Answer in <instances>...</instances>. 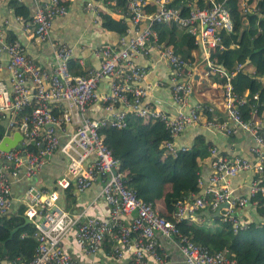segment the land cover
Segmentation results:
<instances>
[{
	"label": "built area",
	"instance_id": "obj_1",
	"mask_svg": "<svg viewBox=\"0 0 264 264\" xmlns=\"http://www.w3.org/2000/svg\"><path fill=\"white\" fill-rule=\"evenodd\" d=\"M9 1V0H4ZM19 3L23 0H11ZM110 5L121 17L133 24L132 35L118 38L115 46L102 45L93 54L99 60L96 68L85 66L82 58L75 59L83 74H71L67 68L72 58L70 46L55 43L51 51L52 62L44 68L26 55L24 45L18 39L6 38L0 25V56L4 51L8 85L0 80V119L3 124L0 140L18 132L20 141L7 151L0 150V216L10 206L11 182L19 176L27 179L36 177L54 151L65 158L62 174L54 181L52 189L28 187L23 194L24 216L33 224V238L36 248L32 258L24 263L19 257L0 258V264H82L61 246L69 238L90 261L83 264H102L94 260L105 236L114 242L109 257L114 260L128 258L130 264H166V253L155 235L159 234L174 244L183 264H241L224 251H211L208 247L192 242L180 231L177 224L185 219L201 220L196 212H214L232 230L244 226L242 211L247 205H255V196L262 198L264 206V127L263 116H255L254 109L243 118L240 105L245 102L244 93L236 96L231 92L229 79L243 69L236 63L231 70L217 67L209 55H205L204 77L224 78L222 103L224 120L207 118L211 112L208 104L195 102L186 106V97L191 91L187 79L195 71L187 68L186 59L176 52L172 45L157 38L153 25L175 24L184 29L191 38L194 48L207 53L212 49H223L220 31H231L232 22L225 7L226 0H210V6L198 7L192 2L186 4L185 13L169 5L170 0H101ZM257 1L240 0L243 13H252L264 18V7L259 10ZM154 9L145 11V6ZM86 12L96 8L88 1L83 5ZM66 13L64 0H43L35 2L31 15V29L23 27L26 38L34 43L47 39L52 20ZM17 22L22 17L15 15ZM142 22L141 28L135 27ZM7 23V21H4ZM157 52L161 60L172 69L170 93L178 106L175 112H165L150 106L146 97L150 86L142 84L146 70L133 64L137 55ZM0 57V68H1ZM253 74L254 72L250 70ZM264 80V72L257 76ZM102 78L108 79L106 92L97 91ZM253 99L256 94H253ZM100 104L106 116L91 117L88 112L93 105ZM184 107H186L184 109ZM27 114L19 116L24 109ZM128 114L143 120H155L167 131L168 139L163 142L165 152L174 156L188 147L176 145L174 140L188 125L200 124L212 132L232 134L239 131L250 138L247 159L237 155L220 153L214 146L208 148L210 170L207 183L198 195L191 194L190 200L175 202L169 217L160 216L150 203L137 197L123 181V172L118 161L103 143V128L121 129L126 125ZM63 139V140H61ZM31 144L36 149L30 150ZM239 173H250L245 193L236 192L230 180ZM101 184L98 200L105 207L104 215L88 212L90 205L80 211L69 212L58 204L61 191L72 189L80 194L94 182ZM200 184V179H197ZM225 204V206H222ZM254 215V211L251 213ZM24 233L20 234L22 237ZM164 247V246H163Z\"/></svg>",
	"mask_w": 264,
	"mask_h": 264
},
{
	"label": "trees",
	"instance_id": "obj_2",
	"mask_svg": "<svg viewBox=\"0 0 264 264\" xmlns=\"http://www.w3.org/2000/svg\"><path fill=\"white\" fill-rule=\"evenodd\" d=\"M194 2L198 7L210 6V0H170L169 5L179 8L184 14L186 4ZM219 1V0H213ZM253 1V0H248ZM240 0H226L225 7L229 12L232 22L231 31H220L223 49L218 54V48L210 50L209 58L215 65L224 70H231L236 63H242L243 69L229 79L231 92L236 96L245 95V102L240 105L243 118L249 116V111L254 109V115L264 118V80H259L258 75L264 72V18L256 12L243 13L239 6ZM15 15L26 17L25 6L14 1H7ZM257 7L262 10L264 0L257 1ZM123 6L119 0L117 7ZM152 6H145V11H151ZM101 27L123 36L130 23L128 18L113 19L109 14L100 15ZM158 40L172 45L174 50L184 54L183 46L187 43L193 47L187 32L175 24L156 23L153 25ZM74 59L67 63L71 74H83L79 68H74ZM252 70L254 73L250 72ZM212 80L222 84L225 79L212 76ZM253 94L256 98L253 99ZM29 108H24L19 116L27 114ZM210 118V112L204 113ZM3 114L0 119L5 120ZM212 119V118H211ZM126 125L121 129L103 128V143L110 150L112 157L123 172V181L127 188L134 191L137 197L150 203L151 207L163 217H168L173 210L175 202L187 201L191 194L198 195V161L208 156V148L204 142L196 141L193 146L185 151H178L174 156L165 152L163 142L168 139L167 131L159 121L143 120L128 114L125 118ZM3 124L0 123V134ZM264 136V127L262 129ZM198 140V139H197ZM30 150L36 148L28 145ZM260 183L264 184V176ZM53 188V187H52ZM70 196V190H65ZM164 205L161 213L155 206L156 201ZM253 206L254 217H242L244 226L232 230L229 224L222 222L219 216L201 218V220H182L177 226L192 242L208 247L211 251H224L228 256L236 259L241 264H264V206L262 198L255 196ZM22 206L8 216L0 217V258L14 259L19 257L27 263L33 256L36 241L33 238V224L26 223L21 215ZM199 212L196 216L199 217ZM252 215V214H251ZM11 238L7 239L12 229ZM24 233L22 237L20 234ZM156 234L155 237L157 239ZM158 240V239H157ZM4 242V246H3ZM112 240L105 236L101 242L104 248L110 246ZM162 250L168 253L162 246ZM130 264V260L127 261Z\"/></svg>",
	"mask_w": 264,
	"mask_h": 264
},
{
	"label": "crops",
	"instance_id": "obj_3",
	"mask_svg": "<svg viewBox=\"0 0 264 264\" xmlns=\"http://www.w3.org/2000/svg\"><path fill=\"white\" fill-rule=\"evenodd\" d=\"M41 1L43 0H23L19 2L25 6L27 14L26 17L21 16L22 22H17L14 19L15 14L13 9L9 7L6 1L0 0V25L5 29L6 38L18 39L24 45L26 55L32 57L42 67L47 68L50 66L52 62L51 51L55 43H63L70 46L72 58L74 60L82 58L85 66L88 68H96L98 66L99 60L93 54L96 47L105 44L115 46L117 44L119 36L101 27L100 15L107 13L113 19L121 18V15L110 5L103 4L101 0H64L66 13L52 20L47 39L38 44L28 40L23 27L27 26L31 29V15L35 2ZM88 1L92 2L95 6V12H86L83 9V5ZM4 21H7V23H4ZM142 26L143 23L140 22L135 27L141 28ZM132 28L133 24L128 23L129 31L126 36L132 35ZM221 50L217 51L218 54ZM183 51L184 54L181 55L186 59L187 68L191 70L192 67L195 68V71L187 79L191 86V91L186 97V106L195 102L208 104L211 107L210 118L224 120L225 110L222 103V84L213 81L212 76L204 77L202 74L203 69L206 68L205 55H209L210 51L204 53L200 49L190 46L189 43L183 46ZM0 57L2 64L0 68V80L8 85L7 72L4 68L7 58L4 51ZM132 62L134 65L146 70L142 84L150 86L146 97L147 103L165 112H175L178 106L172 101L170 93L172 69L164 60L159 58L158 53L155 51L137 55L132 59ZM74 68H78L77 64H75ZM79 71L85 72L83 69H79ZM107 86L108 79L102 78L97 84V91L100 93L106 92ZM88 114L91 117L101 119L106 116L100 104L90 107ZM200 139L205 145L214 146L222 154L237 155L247 159L251 158L249 152L250 138L239 131H234L232 134L227 135L222 132H212L200 124H192L186 126L178 134L174 142L179 146L191 147L193 143L200 141ZM65 162V158L60 152L54 151L38 171L36 177L27 179L26 177L19 176L15 178L11 182L12 192L8 213H13L22 206L21 215L24 220L26 218L23 214L25 206L22 202L25 190L32 185L38 188H52L55 179L64 171ZM198 162V178L200 179L198 186L200 187L199 193H201L207 183L210 160L207 156ZM250 178V173H239L231 178L230 183L231 186H234L236 192L245 193ZM100 187L101 184L98 181H94L88 189L80 194H73L72 189L68 188L67 190L71 192L70 196L63 190L59 194L58 204L69 212L80 211L86 205H90L88 209L90 214L104 215L106 213L105 207L98 200ZM155 206L161 213H165L164 205L161 201H156ZM252 212V206L247 205L242 211V216L250 219L254 217L251 215ZM8 213L5 216H8ZM157 239L168 253L166 264H183L172 242L161 235H158ZM62 243L63 248L77 261L82 264L90 261V258L73 245L69 238L64 239ZM111 245L105 248L101 246L98 253L94 256V260L98 259L102 264H127L128 258L118 261L109 257Z\"/></svg>",
	"mask_w": 264,
	"mask_h": 264
},
{
	"label": "water",
	"instance_id": "obj_4",
	"mask_svg": "<svg viewBox=\"0 0 264 264\" xmlns=\"http://www.w3.org/2000/svg\"><path fill=\"white\" fill-rule=\"evenodd\" d=\"M20 139H21V136L18 132H13L10 137H8V136L2 137L0 140V150L7 151L10 148H13L20 141ZM222 206H225V204H222ZM217 214H218V209H216L214 212H209L207 210H203L200 212V215H204L207 218L215 217V216H217ZM24 222L29 223V220L24 218ZM15 230H16V228H14L10 231L7 239L11 238V235ZM3 246H4V242H3Z\"/></svg>",
	"mask_w": 264,
	"mask_h": 264
},
{
	"label": "clouds",
	"instance_id": "obj_5",
	"mask_svg": "<svg viewBox=\"0 0 264 264\" xmlns=\"http://www.w3.org/2000/svg\"><path fill=\"white\" fill-rule=\"evenodd\" d=\"M128 29V28H127ZM220 50V49H219ZM12 188V187H11ZM50 189H52V188H50ZM11 192H12V190H11ZM201 211H203V210H200V212ZM9 212V209H7V211H6V213L4 214V215H2V216H5L7 213ZM200 212H199V215H200ZM2 216H0V217H2ZM200 216H204V215H200ZM199 216V217H200ZM169 217V216H168ZM197 217V216H196ZM204 218H207L206 216H204ZM27 219V218H26ZM185 220H187V221H190L189 219H185ZM30 222V221H29ZM31 223V222H30ZM63 242V241H62ZM113 244H114V242L112 241V245H111V247L113 246ZM62 247H63V243H62V245H61ZM111 247H110V250H109V254H110V252H111ZM66 250V249H65ZM66 252H67V250H66ZM69 253V252H68ZM70 254V253H69ZM70 256L71 257H73L71 254H70ZM8 258V257H7ZM179 258H180V256H179ZM112 259V258H111ZM21 260V259H20ZM123 260V259H122ZM180 261H181V258H180ZM79 262V261H78ZM81 263V262H80Z\"/></svg>",
	"mask_w": 264,
	"mask_h": 264
}]
</instances>
